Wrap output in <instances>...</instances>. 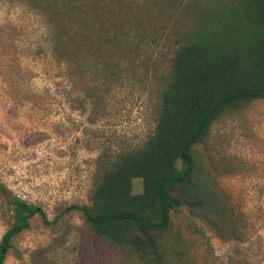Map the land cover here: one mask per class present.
Returning <instances> with one entry per match:
<instances>
[{
    "label": "rangeland",
    "instance_id": "obj_1",
    "mask_svg": "<svg viewBox=\"0 0 264 264\" xmlns=\"http://www.w3.org/2000/svg\"><path fill=\"white\" fill-rule=\"evenodd\" d=\"M57 1L0 0V184L50 221L31 218L5 263L145 264L68 208L90 203L103 153L144 145L184 34L228 0H100L101 15L119 11L91 29L81 22L93 16L84 13L91 0L84 2L74 21L87 35L78 28L66 39L70 63L54 50L60 39L52 15L67 0ZM68 3L71 11L80 0ZM193 155L197 182L227 204L228 227L183 205L161 237L159 264H264V98L225 112ZM142 190L134 178L133 192ZM11 224L0 209V245Z\"/></svg>",
    "mask_w": 264,
    "mask_h": 264
},
{
    "label": "trees",
    "instance_id": "obj_2",
    "mask_svg": "<svg viewBox=\"0 0 264 264\" xmlns=\"http://www.w3.org/2000/svg\"><path fill=\"white\" fill-rule=\"evenodd\" d=\"M88 1L80 0L71 11L68 0L55 8L52 21L60 41L54 50L60 60L72 62L67 38L77 37L78 28L80 35H87L81 22L91 29L118 14L119 9H111L109 17L101 15L104 5L91 0L84 9L93 15L88 14L91 22L83 18L76 23V10ZM216 7L215 13L205 15L184 34L174 53L154 132L138 149L116 157L103 153L90 203L68 208L81 211L95 235L132 248L145 264L164 261L161 237L170 229L172 212L183 205L206 214L221 230L227 229V204L214 189L197 182L193 153L225 112L264 98V0H228ZM134 178L143 181L141 193L133 192ZM6 191L0 184L5 196L1 213L12 218L0 245V264H6L12 239L30 227L31 218L40 214L50 223L39 206Z\"/></svg>",
    "mask_w": 264,
    "mask_h": 264
}]
</instances>
